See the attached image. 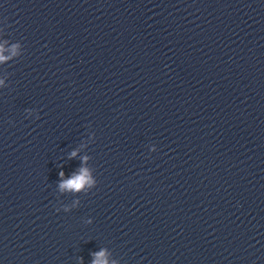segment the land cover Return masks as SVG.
Masks as SVG:
<instances>
[{
  "label": "water",
  "instance_id": "water-1",
  "mask_svg": "<svg viewBox=\"0 0 264 264\" xmlns=\"http://www.w3.org/2000/svg\"><path fill=\"white\" fill-rule=\"evenodd\" d=\"M0 48V264H264V0H0Z\"/></svg>",
  "mask_w": 264,
  "mask_h": 264
},
{
  "label": "clouds",
  "instance_id": "clouds-1",
  "mask_svg": "<svg viewBox=\"0 0 264 264\" xmlns=\"http://www.w3.org/2000/svg\"><path fill=\"white\" fill-rule=\"evenodd\" d=\"M3 48H0V62L5 61L8 57L3 55ZM13 55L16 54V49L13 47L12 49ZM76 153L73 152L72 156L75 157ZM86 159V158H85ZM61 177H63V173H61ZM94 183L92 181L91 176L86 168H81L79 174L73 175L71 179L63 180L60 184L61 191H70V192H79L85 188V186H91ZM93 264H108V260L106 259L105 252H99L94 254ZM82 264V260H81Z\"/></svg>",
  "mask_w": 264,
  "mask_h": 264
}]
</instances>
